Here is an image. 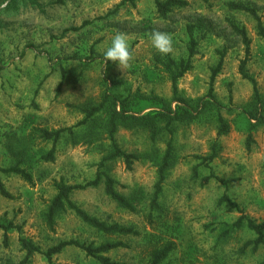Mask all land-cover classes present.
<instances>
[{
	"label": "rangeland",
	"instance_id": "rangeland-1",
	"mask_svg": "<svg viewBox=\"0 0 264 264\" xmlns=\"http://www.w3.org/2000/svg\"><path fill=\"white\" fill-rule=\"evenodd\" d=\"M186 1V6H175L164 17L154 0L134 5L128 0H20L15 8L0 7V167L16 160L9 145L24 149L18 158L33 178L28 183L17 174L0 171V180L13 195H0V222L14 225L7 231V244L0 229V264H49L43 253L72 239L93 246L105 240L123 241L126 246L104 255L126 264H147L151 248L168 241L174 243L165 259L171 264H261L264 247L241 251L255 233L247 227L227 228L241 214L256 221L264 218L263 126L252 131L253 140L247 146L250 117L257 110L264 114V40L253 17L227 3L253 7L264 24V0ZM231 22L244 27L251 39L247 70L256 80L261 101L254 97L252 83L238 71L244 45ZM189 27L197 46L190 69L177 80L180 98L175 100L171 76L180 60L187 59ZM154 29L172 37L169 53L152 47ZM117 32L126 36L131 53L123 69L111 61L104 64L103 53ZM221 54L223 64L213 83L218 108L203 98ZM160 99L179 118L169 128L157 119L155 140L147 128L120 120L116 142L138 159L131 168L122 158L108 161L105 167L121 194L130 196L133 188L144 189L146 196L135 210L118 206L103 184L76 190L71 197L88 214L132 226L139 234H105L70 210L59 214L50 228L44 212L56 193V183L94 178L98 162L109 149L107 121L113 108L138 116L154 114L161 107ZM94 107V115L86 118L87 109ZM219 114L228 124L224 134H218ZM62 127L70 129L57 141L54 159L45 161L41 156L52 142L35 134L39 129ZM169 130L171 164L158 206L151 208L157 163ZM208 175L209 181L202 184ZM224 192L238 208L218 203ZM20 237L39 248L25 263H21L26 251ZM52 263L100 264L74 245L54 253Z\"/></svg>",
	"mask_w": 264,
	"mask_h": 264
},
{
	"label": "trees",
	"instance_id": "trees-1",
	"mask_svg": "<svg viewBox=\"0 0 264 264\" xmlns=\"http://www.w3.org/2000/svg\"><path fill=\"white\" fill-rule=\"evenodd\" d=\"M5 1V0H4ZM20 0H7V7L15 8L16 3ZM131 5H134L139 0H128ZM204 2H208V0H203ZM157 12L160 16H166V14L175 6H186L188 2L186 0H154ZM228 6L232 9H239L243 10L245 12H248L253 19L255 20V27L257 30V34L264 40V24L261 20L260 15L257 13V11L251 7L248 6L245 3L242 2H236V1H229ZM230 26L232 30L240 36L241 42L244 45V57L240 60L238 71L242 78L248 79L252 83V88L254 92V97L261 101V98L259 97L257 83L254 77L248 74L247 70V62L250 58V44L251 39L247 35L246 29L242 26H238L236 23L231 22ZM189 33V47H188V56L186 60H180L178 64V71L173 72L171 76V82H172V93H173V99L178 100L180 97L177 95V80L190 69L191 67V58L195 53V48L197 46V41L195 40L193 36L192 28H188ZM112 62V61H111ZM223 64V54L220 55L218 62L214 67L211 69V75L209 80V86L206 93V96L204 99L205 103H209L212 105H215L216 107L220 108L221 104L219 101H217L215 95H214V88L213 83L215 80L216 75L221 70ZM60 83L57 86V90L60 89ZM161 107L154 113V114H144L141 116L133 115V114H127L124 113L121 109L118 110L115 107L109 114V118L107 121V132H108V139H109V149L108 151L101 157L100 161L97 164V171L94 176V178L87 180L84 183H76V184H67L63 181H59L56 183V193L49 201L47 208L44 212V218L46 221V224L52 228L55 224L56 217L67 211H72L76 216L79 217V219L84 222L85 224L95 228L98 231H101L105 234H120V235H138V231L132 227V226H126L122 225L120 223H107L104 220L99 219L96 216L88 214L85 210H83L79 205H77L72 200V195L76 190H83L88 187L96 188L103 184L105 193L116 202V204L122 208L128 209L130 211L135 210V204L141 200H143L146 196V193L143 188L141 187H135L130 193V196H125L121 194L116 188H115V180L112 176H110L106 171V164L108 161L113 160L115 158H122L126 167L131 168V165L134 160L138 159V156L135 153L132 152H126L123 150L116 142L115 139V133L118 128V123L120 120H125L126 124L128 126L133 127H145L147 128L150 133V138L152 140H155L159 134V127L156 123L157 119L165 121L166 128H169V124H171L174 120L179 118V113H176L172 110L170 104L160 99ZM96 107L87 109L86 118H89L94 115ZM79 124H82V121L79 122ZM257 126H263L264 127V114H262L261 111H256L254 115L250 117L249 121V127H248V135H247V146H249L252 139V131ZM70 127H62L54 130H48V129H39V131L35 134L39 136L42 139L50 140L52 142L51 148L43 154L41 157L45 161H52L54 159V154L56 150V143L59 140L61 134L69 130ZM228 131V124L226 120L219 114L218 115V134H224ZM170 137L167 140L166 148L161 155L158 163H157V180L155 181L153 185L152 195L150 199V207L155 208L158 206V196L162 191V183L165 178L166 170L170 167L171 159H172V139L173 135L172 132L169 130ZM8 151L12 156L16 158L13 164L6 166V167H0V171L6 174L14 173L19 175L22 179H24L28 183L33 182V178L31 173L23 166H21V159L18 158L19 156H22L25 153V150L17 151L12 146H8ZM214 156V153L211 155V157ZM195 171V170H194ZM210 179V176H205L202 178L201 183L206 184ZM229 180V179H228ZM224 181L226 184L227 181ZM0 195L5 198H12L13 195L5 188L3 182L0 180ZM227 202L230 206L238 208L235 201H232L226 192L222 194V196L219 198L218 203ZM14 225L10 222L8 223H1L0 222V229L3 230V240L4 243L7 244L8 235L7 231L11 228H13ZM241 227H247L248 229L252 230L256 237L253 239L246 240L243 245L241 246V251H245L248 247L252 251H255L259 246L264 247V218L261 221H256L255 219H252L250 217H247L244 214H241L236 218L235 221H233L231 224L228 225L227 230H231L233 228H241ZM19 241L21 243L22 248L26 251V254L21 261V263L27 262V260L30 258V256L34 252H39V248L32 243L30 240L20 237ZM68 245H74L82 250L85 251L86 255L93 257L96 259L100 264H126L125 262H120L111 259L109 256L104 255L105 252L117 248L119 246H126V243L123 241H111V240H105L100 242L98 245L93 246L92 244H86L83 242H80L76 239L72 240H63L57 243L56 245H53L49 247L43 254L46 256L48 263H52V255L54 253L60 252L62 249H64ZM174 248V243L172 241H168L163 243L162 245L152 247L149 251V261L147 264H171L170 262H166L165 259L169 255V253ZM261 264H264V259L261 262Z\"/></svg>",
	"mask_w": 264,
	"mask_h": 264
},
{
	"label": "clouds",
	"instance_id": "clouds-1",
	"mask_svg": "<svg viewBox=\"0 0 264 264\" xmlns=\"http://www.w3.org/2000/svg\"><path fill=\"white\" fill-rule=\"evenodd\" d=\"M7 0L0 7H6ZM152 47L161 54H167L172 50V37L169 33L154 29L150 33ZM104 64L107 61L114 62L119 68L123 69L129 63L131 53L129 42L123 33L117 32L110 42V45L103 53Z\"/></svg>",
	"mask_w": 264,
	"mask_h": 264
}]
</instances>
